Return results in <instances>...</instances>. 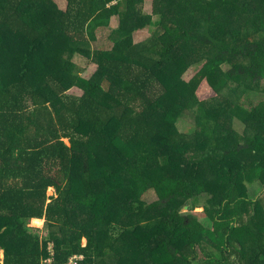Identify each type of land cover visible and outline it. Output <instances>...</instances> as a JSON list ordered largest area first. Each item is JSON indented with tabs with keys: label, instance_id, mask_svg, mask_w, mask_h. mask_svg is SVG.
Masks as SVG:
<instances>
[{
	"label": "trees",
	"instance_id": "trees-1",
	"mask_svg": "<svg viewBox=\"0 0 264 264\" xmlns=\"http://www.w3.org/2000/svg\"><path fill=\"white\" fill-rule=\"evenodd\" d=\"M143 6L0 0V264H264V0Z\"/></svg>",
	"mask_w": 264,
	"mask_h": 264
},
{
	"label": "rangeland",
	"instance_id": "rangeland-1",
	"mask_svg": "<svg viewBox=\"0 0 264 264\" xmlns=\"http://www.w3.org/2000/svg\"><path fill=\"white\" fill-rule=\"evenodd\" d=\"M57 5L62 6L63 5V0H53ZM143 9L146 13H150L151 9H152V0H144V6ZM157 16H154L153 19L157 20ZM117 18L113 17L111 19L110 22V27L114 28L117 26ZM152 30L153 27H148V28H144L141 29L139 31H136L134 33V40L136 42L142 41L148 37H150V35H152ZM97 39L99 41H103L105 39V32H97ZM93 46V43H92ZM0 59H2L3 61H8L9 59H11V55L8 52H5L4 50L0 49ZM73 61L81 68H86L87 66V60L85 58H83L82 56L78 55V54H74L73 55ZM199 67V64L195 63L193 64L183 75H182V79L183 80H188L197 70V68ZM224 68L226 69L227 67L224 66ZM71 92L73 93H80V91L76 88H72ZM252 96V95H251ZM258 98V96H256V99ZM172 110V115L175 117L174 119L169 120L168 125L169 126H173L174 129L180 131V132H191L194 130V120L192 119V117L187 113H183L182 116H176L175 113H177L180 110V106L178 104H176L174 102V106L173 108L170 107ZM236 127L237 129H241L240 125L238 123H236ZM191 153V151H190ZM166 160L163 159V162H165ZM264 161V160H263ZM182 166H185V164H182ZM247 194L248 198L254 199V204L253 207H250L252 209H249V211L247 212V214H253L256 213L257 215H261L262 217V221L264 220V182H256L253 185H248L245 187L244 190ZM54 192V190L52 188H49L47 191L48 195H52ZM153 197L151 196L150 199L148 200H152ZM205 199H207V196L204 194L199 198V204L202 205L205 201ZM203 209L202 206H198L195 207L193 210H189V208L187 207L185 209V207L182 209V212H192V213H197V212H201ZM136 210V209H134ZM111 215V214H110ZM204 221V223L209 224V220L206 219L205 217H201ZM29 226H33V227H37V231L40 232V234H42L43 231H45L44 227H43V220L41 221V224L39 223H35L32 219L29 221ZM83 243H85V240H83Z\"/></svg>",
	"mask_w": 264,
	"mask_h": 264
},
{
	"label": "built area",
	"instance_id": "built-area-1",
	"mask_svg": "<svg viewBox=\"0 0 264 264\" xmlns=\"http://www.w3.org/2000/svg\"><path fill=\"white\" fill-rule=\"evenodd\" d=\"M48 255L42 258L41 264H52L53 263V243L47 244ZM84 256L81 254L71 255L65 264H84Z\"/></svg>",
	"mask_w": 264,
	"mask_h": 264
},
{
	"label": "crops",
	"instance_id": "crops-1",
	"mask_svg": "<svg viewBox=\"0 0 264 264\" xmlns=\"http://www.w3.org/2000/svg\"><path fill=\"white\" fill-rule=\"evenodd\" d=\"M36 219H37V218H36ZM32 220H34V218H33ZM39 220H43V219H39ZM1 255H2V253H1Z\"/></svg>",
	"mask_w": 264,
	"mask_h": 264
},
{
	"label": "water",
	"instance_id": "water-1",
	"mask_svg": "<svg viewBox=\"0 0 264 264\" xmlns=\"http://www.w3.org/2000/svg\"><path fill=\"white\" fill-rule=\"evenodd\" d=\"M187 208V206H185V209Z\"/></svg>",
	"mask_w": 264,
	"mask_h": 264
}]
</instances>
